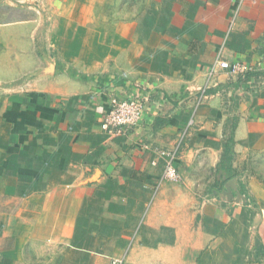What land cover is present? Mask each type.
I'll return each instance as SVG.
<instances>
[{"label": "crops", "instance_id": "obj_1", "mask_svg": "<svg viewBox=\"0 0 264 264\" xmlns=\"http://www.w3.org/2000/svg\"><path fill=\"white\" fill-rule=\"evenodd\" d=\"M4 1L30 14L0 19V264H264L261 188L199 175L264 150V0H143L128 19L119 0ZM217 58L251 71L209 74ZM134 94L141 121L104 131ZM180 139V178L155 191L143 145Z\"/></svg>", "mask_w": 264, "mask_h": 264}, {"label": "built area", "instance_id": "obj_2", "mask_svg": "<svg viewBox=\"0 0 264 264\" xmlns=\"http://www.w3.org/2000/svg\"><path fill=\"white\" fill-rule=\"evenodd\" d=\"M216 68L225 71L230 75H244L251 69L238 62L229 63L225 60L217 58L210 68L209 74H213ZM203 91V90H202ZM145 99L144 96L134 94L133 96L120 98L112 96L109 100L108 108L105 111L101 127L109 134H124L134 126H136L142 118ZM181 139L170 148H161L156 146L143 145V149L151 152L154 159L152 165H157L158 160H163L160 178L155 185V191L163 181L176 182L180 175L176 168L175 162L180 150ZM240 200L244 201L242 198ZM122 257L112 258L109 264H122Z\"/></svg>", "mask_w": 264, "mask_h": 264}, {"label": "rangeland", "instance_id": "obj_3", "mask_svg": "<svg viewBox=\"0 0 264 264\" xmlns=\"http://www.w3.org/2000/svg\"><path fill=\"white\" fill-rule=\"evenodd\" d=\"M15 1V0H13ZM120 6L116 7V12L114 13L116 17L120 19H128L131 17V14L135 11H138L142 6L143 0H119ZM4 2V3H3ZM3 3V4H2ZM5 1H0V19H9L19 14H25L24 17L29 16L30 13L25 12L24 7L18 6H7L4 5ZM115 10V8H114ZM20 12V13H18ZM24 12V13H21ZM44 12V11H43ZM227 174H225V178H222L218 172V167H205L201 170L200 176L208 175V179H210V183H208L209 191L211 190H222L226 188L227 184H230L229 181H236L237 183L234 185L235 190L245 191L246 185L249 180L254 181V183L258 184L261 188V191L264 193V150H252L248 152L244 162L240 167L230 168L226 170ZM214 174V181L212 182L211 176ZM247 180H245V178ZM241 178V179H240ZM207 179V178H206ZM239 180V181H237ZM212 182V183H211ZM204 187V186H203ZM246 192V191H245ZM247 193V192H246Z\"/></svg>", "mask_w": 264, "mask_h": 264}, {"label": "water", "instance_id": "obj_4", "mask_svg": "<svg viewBox=\"0 0 264 264\" xmlns=\"http://www.w3.org/2000/svg\"><path fill=\"white\" fill-rule=\"evenodd\" d=\"M226 195L229 197V198H231L232 196H231V194H230V192H226ZM236 195L238 196V199H240L241 197L243 198V196L240 194V193H236ZM240 197V198H239Z\"/></svg>", "mask_w": 264, "mask_h": 264}]
</instances>
